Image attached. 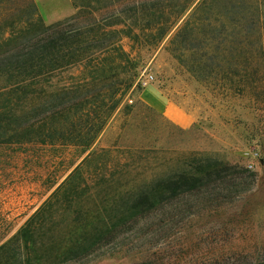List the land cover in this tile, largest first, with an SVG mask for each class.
<instances>
[{
    "label": "trees",
    "instance_id": "obj_1",
    "mask_svg": "<svg viewBox=\"0 0 264 264\" xmlns=\"http://www.w3.org/2000/svg\"><path fill=\"white\" fill-rule=\"evenodd\" d=\"M78 13L46 25L33 0H0V145L65 146L86 155L0 247V264H80L184 196L235 177L210 157L180 170L136 173L90 148L131 87L120 35L166 50L222 98L264 103V0H73ZM132 19L133 27L110 30ZM81 66L69 84L49 80ZM124 153H129L125 151Z\"/></svg>",
    "mask_w": 264,
    "mask_h": 264
},
{
    "label": "rangeland",
    "instance_id": "obj_2",
    "mask_svg": "<svg viewBox=\"0 0 264 264\" xmlns=\"http://www.w3.org/2000/svg\"><path fill=\"white\" fill-rule=\"evenodd\" d=\"M33 1L46 25L78 13L73 0ZM133 22L109 29L138 32ZM174 31L151 50L120 35L133 81L89 152L110 151L111 164L128 163L149 177L210 157L237 166L235 177L176 199L80 264H264V103L222 98L198 83L166 50ZM81 71L71 67L48 85H69ZM150 89L189 115L191 128L170 123L148 104L143 95ZM85 156L73 147L0 145V247Z\"/></svg>",
    "mask_w": 264,
    "mask_h": 264
},
{
    "label": "crops",
    "instance_id": "obj_3",
    "mask_svg": "<svg viewBox=\"0 0 264 264\" xmlns=\"http://www.w3.org/2000/svg\"><path fill=\"white\" fill-rule=\"evenodd\" d=\"M143 96L145 101L154 109L162 111L170 123L184 130L191 128L193 124L192 118L184 111L167 102L163 96L157 95L152 89L146 90Z\"/></svg>",
    "mask_w": 264,
    "mask_h": 264
},
{
    "label": "built area",
    "instance_id": "obj_4",
    "mask_svg": "<svg viewBox=\"0 0 264 264\" xmlns=\"http://www.w3.org/2000/svg\"><path fill=\"white\" fill-rule=\"evenodd\" d=\"M149 81L153 82V77L152 76L149 77Z\"/></svg>",
    "mask_w": 264,
    "mask_h": 264
}]
</instances>
